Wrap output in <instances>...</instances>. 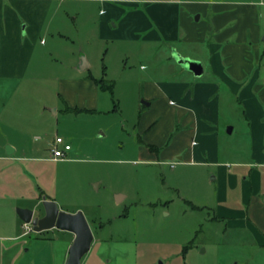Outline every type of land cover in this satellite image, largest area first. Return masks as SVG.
Wrapping results in <instances>:
<instances>
[{"label": "rangeland", "instance_id": "rangeland-1", "mask_svg": "<svg viewBox=\"0 0 264 264\" xmlns=\"http://www.w3.org/2000/svg\"><path fill=\"white\" fill-rule=\"evenodd\" d=\"M214 1L254 4L262 15L258 24L264 30V0ZM72 9L81 13L74 25L66 18L67 26L74 30L65 31L64 51L53 56L63 62L65 78L100 81L106 88L97 84L95 91L81 89L80 98L71 93L67 105L50 81L18 86L11 100L30 95L34 97L33 106L26 105L30 113L37 107L44 111L39 128L23 135L40 151L39 156L45 155L55 137L70 146L63 162L35 161L27 167L32 165L33 192L53 196L56 206L82 213L93 239L80 264H264L263 247L248 243L243 235L236 236L224 221L208 220L211 214L206 210L190 209L187 201L197 204L196 196L212 194L214 183L207 184L205 167L177 166L174 157L158 163L138 151V147H146L160 158L157 148L144 145L141 134L137 135V107L142 101L137 94H145L147 83H187L190 91L192 81L206 82L205 44L121 37L122 33L112 31L114 21L106 27L111 31L109 37L99 38L96 25L102 5L75 2ZM70 53L84 58L88 68L70 71ZM175 55L198 61L202 76L194 77L178 65ZM220 88L218 160H247L242 107ZM38 100L40 106L34 104ZM227 127L232 129L230 134L225 133ZM34 137L39 140L32 142ZM7 204L0 200V264H64L68 235L56 229L37 234L24 224L21 229L14 228ZM32 213L42 216L41 205Z\"/></svg>", "mask_w": 264, "mask_h": 264}, {"label": "crops", "instance_id": "crops-1", "mask_svg": "<svg viewBox=\"0 0 264 264\" xmlns=\"http://www.w3.org/2000/svg\"><path fill=\"white\" fill-rule=\"evenodd\" d=\"M75 2L102 5L96 25L99 38L109 37L111 31L106 27L114 21L112 31L122 33L121 37L143 42L161 39L205 44L206 82L192 81L190 91L187 83H147L145 94H137V99L142 97L147 102L143 105L137 100V135L141 134L144 145L157 148L160 158L157 160L146 147L140 146L138 151L158 163L174 157L177 166L205 167L207 184L214 183L212 194L196 196L198 205L187 201L190 209L206 210L211 214L208 220L224 221L236 236L243 235L248 243L264 248V30L258 24L262 15L250 2L0 0V200L8 203L14 228L23 227L15 208H38L42 197L56 201L53 196L41 197L40 192L32 191V165L27 164L64 160L51 161L48 150L39 156L34 144L25 141L26 131L41 125L44 111L37 107L31 114L26 105L32 107L34 97L22 95L11 100V94L18 86L51 81L58 96L69 105L71 93L80 98L81 89L95 91L92 80L65 78L63 62L53 56L63 53V43L68 39L64 33L73 27L67 26L66 18L74 25L81 13L72 9ZM195 14L197 18L193 20ZM69 55L70 71L79 73L88 68L84 58ZM218 86H222L220 92L225 89L242 107L248 137L247 160H218ZM37 140L34 137L32 142ZM48 144L49 149L51 143ZM61 232L68 235L69 246L73 235ZM66 256L67 251L63 261Z\"/></svg>", "mask_w": 264, "mask_h": 264}, {"label": "water", "instance_id": "water-1", "mask_svg": "<svg viewBox=\"0 0 264 264\" xmlns=\"http://www.w3.org/2000/svg\"><path fill=\"white\" fill-rule=\"evenodd\" d=\"M197 17L194 18L196 20ZM177 64L190 72L194 77L202 74L201 64L198 61L190 60L179 55H175ZM143 105L147 103L141 101ZM231 128L225 129L226 134H230ZM40 205L42 216H33L32 210L15 208V214L25 225H29L31 232L39 233L49 229H56L68 232L73 235L72 241L67 248V256L64 264H80V259L87 253L92 241V234L81 212L73 214L58 210L52 200L41 198Z\"/></svg>", "mask_w": 264, "mask_h": 264}, {"label": "built area", "instance_id": "built-area-1", "mask_svg": "<svg viewBox=\"0 0 264 264\" xmlns=\"http://www.w3.org/2000/svg\"><path fill=\"white\" fill-rule=\"evenodd\" d=\"M69 151L70 146L67 143L63 142L60 137H55L48 149L49 158L51 161L66 160L65 157L67 155V152Z\"/></svg>", "mask_w": 264, "mask_h": 264}, {"label": "trees", "instance_id": "trees-1", "mask_svg": "<svg viewBox=\"0 0 264 264\" xmlns=\"http://www.w3.org/2000/svg\"><path fill=\"white\" fill-rule=\"evenodd\" d=\"M93 82H94L95 85L98 84V86H99L100 89H104V88H106L105 85L101 84L100 81H99V83H97V82H95V81L93 80Z\"/></svg>", "mask_w": 264, "mask_h": 264}]
</instances>
